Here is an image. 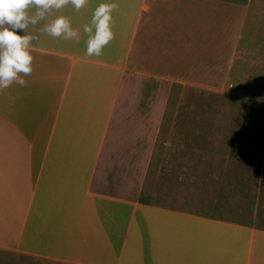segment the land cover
I'll use <instances>...</instances> for the list:
<instances>
[{
	"label": "crops",
	"instance_id": "0c3cea01",
	"mask_svg": "<svg viewBox=\"0 0 264 264\" xmlns=\"http://www.w3.org/2000/svg\"><path fill=\"white\" fill-rule=\"evenodd\" d=\"M98 2L53 10L77 37L29 25L32 71L0 89V264H264V217L231 215L184 95L200 19L209 36L194 9L215 0H115L114 37L88 56ZM238 36L240 86L263 93L264 0H238Z\"/></svg>",
	"mask_w": 264,
	"mask_h": 264
},
{
	"label": "rangeland",
	"instance_id": "374dc122",
	"mask_svg": "<svg viewBox=\"0 0 264 264\" xmlns=\"http://www.w3.org/2000/svg\"><path fill=\"white\" fill-rule=\"evenodd\" d=\"M194 12L210 23L206 36L199 16L198 83L184 88L198 113L200 156L206 145L213 148L214 172L230 176L232 216L264 217V92L246 96L240 86L238 0H215Z\"/></svg>",
	"mask_w": 264,
	"mask_h": 264
},
{
	"label": "clouds",
	"instance_id": "9594fccd",
	"mask_svg": "<svg viewBox=\"0 0 264 264\" xmlns=\"http://www.w3.org/2000/svg\"><path fill=\"white\" fill-rule=\"evenodd\" d=\"M69 0H0V89L13 82L24 85V76L32 71L31 41L36 37L25 31L29 25L48 17L41 25V32L52 37L70 39L78 36L65 15H51L53 10L64 7ZM74 10L81 9L86 0H70ZM115 0H99L93 8L91 18L85 23V55L100 56L102 50L114 37L112 11ZM17 30H22L18 32ZM23 74V75H22Z\"/></svg>",
	"mask_w": 264,
	"mask_h": 264
}]
</instances>
